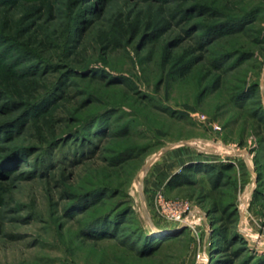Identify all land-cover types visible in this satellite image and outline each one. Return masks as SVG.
<instances>
[{"label":"rangeland","instance_id":"374dc122","mask_svg":"<svg viewBox=\"0 0 264 264\" xmlns=\"http://www.w3.org/2000/svg\"><path fill=\"white\" fill-rule=\"evenodd\" d=\"M5 127L0 264H264V0L2 2Z\"/></svg>","mask_w":264,"mask_h":264},{"label":"trees","instance_id":"16d2710c","mask_svg":"<svg viewBox=\"0 0 264 264\" xmlns=\"http://www.w3.org/2000/svg\"><path fill=\"white\" fill-rule=\"evenodd\" d=\"M2 2L5 1H12V0H0ZM0 2V3H2ZM0 135L2 133H5V135H7V137L10 135V129L8 127L2 128V130H0ZM190 166H186L185 169L189 170ZM212 169H209L208 172H212ZM212 175V174H211ZM221 174L218 172V174L214 175V179L216 180V183L219 182V178ZM184 177L181 176L180 173H175L171 179L168 182V185H178L181 184L184 180ZM187 182V180H186ZM93 193V192H92ZM89 193L86 194V196L83 197V200L91 198L94 194ZM121 214H118L117 216H112V214H106L103 216L98 217L95 221H93L89 226H87L86 229H88L87 231H89L90 236L93 238H116L118 235H120L119 230L121 229V223H123V221L120 219ZM148 240L153 239L152 237H148ZM157 246V244H156ZM152 249H150L151 251ZM147 251V250H146ZM146 251H144L146 253ZM149 251V250H148ZM143 252V253H144Z\"/></svg>","mask_w":264,"mask_h":264},{"label":"built area","instance_id":"2783aa9c","mask_svg":"<svg viewBox=\"0 0 264 264\" xmlns=\"http://www.w3.org/2000/svg\"><path fill=\"white\" fill-rule=\"evenodd\" d=\"M159 202L161 205L163 204L164 209H166L165 212L167 213V217L165 218L167 220L180 224L188 222L187 217L191 212L190 204L180 200H171L167 202L162 195L159 196Z\"/></svg>","mask_w":264,"mask_h":264},{"label":"water","instance_id":"95a60500","mask_svg":"<svg viewBox=\"0 0 264 264\" xmlns=\"http://www.w3.org/2000/svg\"><path fill=\"white\" fill-rule=\"evenodd\" d=\"M187 228V224L184 222V223H182V225H181V228L180 229H182V230H185Z\"/></svg>","mask_w":264,"mask_h":264}]
</instances>
